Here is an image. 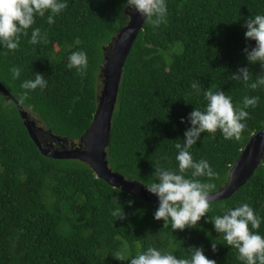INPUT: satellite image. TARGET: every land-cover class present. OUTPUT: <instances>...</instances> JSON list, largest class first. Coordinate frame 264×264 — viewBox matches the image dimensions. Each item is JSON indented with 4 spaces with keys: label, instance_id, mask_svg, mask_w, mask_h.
<instances>
[{
    "label": "trees",
    "instance_id": "16d2710c",
    "mask_svg": "<svg viewBox=\"0 0 264 264\" xmlns=\"http://www.w3.org/2000/svg\"><path fill=\"white\" fill-rule=\"evenodd\" d=\"M63 2L68 7L51 25L50 11L44 17L36 15L17 50L0 44V81L18 100L25 91L20 87L23 81L43 74L47 87L31 91L22 106L37 125L79 144L97 109L104 47L129 16L126 0ZM166 4V23L153 28L144 22L125 63L107 159L112 170L127 179L144 185L155 182L157 163L178 171L175 144L184 143L185 130L191 127L189 113L206 107L204 91L223 90L237 109L244 96H259L257 106L246 109L250 118L244 121L240 140H226L219 130L205 132L189 150L194 161L207 160L219 179L193 178L192 170L185 178L215 183L216 192L227 183L247 142L264 128V86L252 90L231 79L240 67L249 68V83L264 75L261 63H249L243 52L255 46V41L245 39V21L264 15V0H166ZM37 27L42 35L47 33L46 44L29 43ZM77 51L88 57L84 76L67 67L69 56ZM14 66L21 69L15 80L10 72ZM194 82L200 85L199 94L191 87ZM47 145L57 147L51 139ZM243 203L260 217V227L253 231L264 236V159L230 197L213 201L212 210L195 228L173 231L171 221L165 227L163 220L154 218L159 203L111 186L81 160L43 155L15 101L0 90V264H129L113 254L120 251L131 258L150 246L177 258H190L193 246L202 247L217 264H244L209 220ZM118 207L125 214L123 220L112 216Z\"/></svg>",
    "mask_w": 264,
    "mask_h": 264
},
{
    "label": "clouds",
    "instance_id": "9594fccd",
    "mask_svg": "<svg viewBox=\"0 0 264 264\" xmlns=\"http://www.w3.org/2000/svg\"><path fill=\"white\" fill-rule=\"evenodd\" d=\"M127 6L139 12L144 21L153 28H159L166 23V0H126ZM68 7L63 0H0V44L10 51H15L20 46L21 35H28V29L35 23L36 15L47 17L49 25L54 23V17ZM246 40L255 41L254 47H245L243 52L249 63L260 62L264 67V15H255L245 21ZM41 41L47 43V33L41 34L39 27L31 33L30 44H38ZM7 54V53H6ZM67 67L75 68L81 76L86 75L88 57L83 51L73 52L68 58ZM12 78L20 77L21 69L14 66L10 69ZM231 79L242 81L249 89L255 90L264 86V75L258 76L255 82L250 81L248 67H240L233 73ZM23 91L18 97V103L23 104L29 93L37 88L43 91L47 87L44 75L37 72L34 79L23 81L20 85ZM191 87L200 93V85L193 83ZM207 101L204 110L195 108L188 115L191 127L184 133V143H176L178 150L176 160L178 171H173L159 163L155 167L153 176L155 182L147 183L146 189L155 194L159 200V206L154 213L156 220H163L168 227L171 221V229L184 230L186 227L195 228L202 217L209 213L211 208V195L216 185L212 182H202L199 179L185 178V173L191 171V177H206L207 181L219 179V174L213 170L205 159L194 161L190 149L201 137V133H216L221 131L226 140H240L246 121L250 114L246 109L255 108L260 99L259 96H244L243 106L236 108L232 98L223 90L213 91L208 88L203 92ZM184 122V118H181ZM167 159V157H165ZM118 202L117 198H113ZM131 205L132 201H128ZM116 219H125L122 207L112 211ZM218 234H223L227 245L238 251V259L244 264H264V236L254 232L261 224L260 217L253 208L243 203L235 208H225L223 215L209 217ZM212 250H217V244H211ZM190 258H177L172 253H162L156 247H148L146 250L128 258L124 253L117 251L114 257L118 260H129V264H217L216 260L209 259L202 247L193 246L190 250Z\"/></svg>",
    "mask_w": 264,
    "mask_h": 264
},
{
    "label": "water",
    "instance_id": "95a60500",
    "mask_svg": "<svg viewBox=\"0 0 264 264\" xmlns=\"http://www.w3.org/2000/svg\"><path fill=\"white\" fill-rule=\"evenodd\" d=\"M126 13L129 16V21L104 47L105 54L100 73L102 88L97 96V109L79 144L68 143L66 139L56 136L50 130L37 125L30 117L29 112L22 104L18 103V100L1 81L0 90L15 101L24 125L43 155L57 159L81 160L94 170L97 177L102 178L111 186L141 200L159 203L158 197L147 191L143 183L127 179L119 172L113 171L107 159V148L110 144L112 132V119L118 101L124 66L145 22L144 17L130 6H127ZM48 138L55 141L57 147L48 146ZM263 159L264 128L255 133L247 142L236 163L232 166L225 186L212 193V202L230 197L254 174Z\"/></svg>",
    "mask_w": 264,
    "mask_h": 264
}]
</instances>
